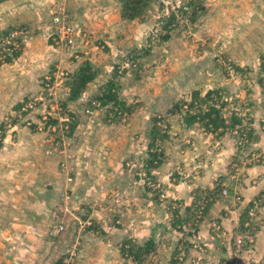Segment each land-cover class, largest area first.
I'll return each mask as SVG.
<instances>
[{"label":"rangeland","instance_id":"1","mask_svg":"<svg viewBox=\"0 0 264 264\" xmlns=\"http://www.w3.org/2000/svg\"><path fill=\"white\" fill-rule=\"evenodd\" d=\"M78 1L0 0V33H3L4 28L14 26L26 27L29 30L24 42L20 43L21 57L19 53L18 56L8 58L5 48L0 49V264H91L96 260L98 252H104L102 250L91 251L92 242L93 244L97 241L102 242L109 233L115 234L116 240H122L124 235L122 231H118L119 228L131 234L148 232V236H152L154 251L147 256V263L153 264L155 258L159 257L160 264H184L187 259L188 264H203L201 259H197L198 257L190 256L186 259L185 256L190 249L205 252V245L185 238L190 233H196L198 225L204 219L205 212L201 213L199 218L196 217V213L194 214L192 209H195L198 198L196 200L194 198L191 203L187 200L182 202L173 199L175 197L165 188V182L161 178L162 169H160V167L163 168V165L160 166L163 160L173 156V151L167 154L164 144L166 143V147L173 146L179 153L177 155L183 159L186 158L184 150L186 151L191 144L190 136L182 137L178 141L183 134L177 128L170 127V119L167 121L161 115L156 117L159 108H144V114H147V119L150 116V120L147 124H141V129L132 124L135 129L130 130L129 138L131 137L130 142L133 148L130 147L128 151L124 149L125 153L123 152L119 160L125 169H132L137 179L136 182H130L131 184L126 187L124 185L114 186L113 190L123 188L120 193L115 194L117 197H111L112 200L107 199L106 201L80 203L83 207L76 208L70 199L64 200L61 194L59 196L58 191L48 183L50 176L46 178L49 173L47 170H42L43 168L48 169L57 164L58 171H63L60 168L63 154L58 153L57 145L63 144L70 159H76L69 153L70 143H72L70 140L74 138L76 131L84 133L85 130H90L89 126H93L89 121L90 116L84 110L91 108L90 101L95 99L97 93L95 91L86 92L89 94L87 99L78 104L74 111L68 104L61 109L60 104L64 103L63 99L66 94V87L62 82L67 73L73 71L80 62L88 60L99 69L96 80H103V84L114 83L120 90L125 89L126 84L130 90V93L125 96L126 100H130L127 105L117 92L119 108H115L112 112L108 109L109 104L101 107L105 109L103 110L105 111L104 116L116 119L113 125L107 124L106 121V124L110 126L109 131L115 132V126L125 125L128 122L127 118L144 107L141 105L145 99L150 100L139 93H133L134 96H132V87L149 88L151 86L152 90L156 86L162 87L165 90L164 100H169L170 97L167 94H170L171 87L197 90L204 88L203 86L207 84L219 85L223 81L226 84L221 83L222 87L218 88L222 91L217 94L235 95L238 88L247 85L241 82L252 78L249 76V69L240 72L243 68H240L239 63L255 55L256 58L261 59L259 66H262L264 39L256 42L255 40L260 39V36H254L250 41L249 38L238 35L235 21L244 11L234 8V0H218L220 4L217 0H152L151 12L145 18L148 21L138 19V22L144 24L133 30V33L139 36L138 45L134 44L124 49L120 45L112 46L107 43L111 32V30L108 31V27H97L93 24L102 19L103 15L99 12L101 7L109 9L113 4L112 10L115 3V6H119L120 12V2L118 0H82L78 3ZM32 3L34 7L31 8ZM53 4L62 6L69 14V19L82 30L79 34H75L77 36L73 46H66L50 31L45 30L49 23L47 7ZM172 5L175 11L170 8ZM182 6H186L187 10ZM17 9L20 16L18 23H20L13 26L11 12L18 13ZM90 9L97 11L95 17H89ZM172 15H174L172 22L175 23L163 27ZM186 18L188 22L185 23L183 20ZM157 22L158 26L155 24ZM146 23L147 26H145ZM78 24L82 27L80 28ZM2 25L5 27L1 28ZM118 30L114 29V35ZM121 30L122 27L119 34H122ZM83 32H85L84 36ZM34 34L43 36L41 41L34 38L35 42L33 40L31 43L30 41L25 43ZM123 36L126 35L123 34ZM220 36L226 40H213L214 37L220 39ZM144 40L146 43L142 45ZM23 43L26 45H24L25 48H22ZM72 53H77L79 57L75 59ZM124 57L133 61L137 60L138 66L135 69H126L123 73H118L119 62ZM222 62L234 67L235 76L232 78L227 76ZM244 67L246 68L247 65ZM158 68L163 74L160 78L155 73ZM102 71H106L105 77L101 76ZM43 77L45 87L41 85ZM90 86L89 83L86 88L89 90ZM203 92L205 93V90ZM39 94H42L44 100L32 110L17 116L18 104ZM209 95L215 99L213 101L216 104L215 91L213 95L210 93ZM17 96L20 100L14 101V97ZM186 97L180 95L179 100L186 101ZM54 104H58L60 109L51 110L50 106ZM187 104V102L180 104L184 113L188 108ZM47 114L50 115V119L44 118ZM92 118L95 119L93 116ZM154 126L157 127V132L154 131L156 132L155 139L150 137ZM229 133L231 134L230 130ZM233 137L238 148V135L233 134ZM246 137L249 140V137ZM117 143L120 145L119 142ZM248 145L244 146L247 152L250 151ZM156 154H158L157 157ZM129 160L131 164L126 165ZM150 160L154 165L159 163L160 167L148 166ZM230 163L227 173L222 175L221 180L218 179L220 187L223 185L227 194L235 189L236 182L243 178L240 171L236 174L232 172ZM71 170L74 172V169ZM154 171L161 173V176L157 177ZM173 177L172 175L169 178ZM146 178L152 183L158 182L160 189H151ZM65 180L69 182L66 178ZM134 192L136 193L134 197L138 195L139 198V202L137 199L135 204L129 196L134 195ZM35 202L39 205L36 209L32 207ZM125 202L128 203L127 206ZM64 206L68 208L67 212L71 210L70 207L74 208L73 211H77L79 218L89 222L83 227L86 231L91 227L93 229L92 233L89 232V237L84 239L82 246L80 244L83 228L79 227L78 220L75 219L77 216L73 217L72 214H68V217L63 218L59 214V212H64ZM126 207H132V210L139 208L129 222H125V218L132 211L126 212ZM43 208L44 212L49 209L50 215H36ZM182 214L186 215L185 219ZM173 218L175 226L172 225ZM208 223L209 231L216 239L230 240L229 257H232L233 237L237 233V228L233 229L231 236H228L221 220L212 218ZM60 225L64 228L59 231ZM95 231L97 234H94ZM138 240L136 239L135 242H144V240ZM253 249L254 245L248 252L256 257ZM180 252L185 255L181 261L177 259ZM99 258L103 259L102 255ZM225 260L229 259L224 258ZM130 264H132L131 260Z\"/></svg>","mask_w":264,"mask_h":264},{"label":"crops","instance_id":"2","mask_svg":"<svg viewBox=\"0 0 264 264\" xmlns=\"http://www.w3.org/2000/svg\"><path fill=\"white\" fill-rule=\"evenodd\" d=\"M218 1V0H217ZM71 2V1H70ZM69 2V3H70ZM82 2V0H79L78 3ZM220 4V2L218 1ZM84 4V3H82ZM218 4V5H219ZM117 5V4H116ZM235 9H240L241 11H244L241 16L237 18L236 22V31L239 33V36L247 37L252 40L254 36H260V39H256V42L263 41L264 37V0H234L233 2ZM31 8L34 7L33 3L30 4ZM109 7H101L99 9L100 13L103 15L102 19L99 21H96L95 24L97 27H108V31L111 30L110 35H108V44L112 46H122L124 49L129 46L138 45L139 43V36H136V34L133 33V30L137 28V26H141V24L138 22L139 20H131V21H125L120 20L119 18V6H115L114 3V9ZM221 9V8H220ZM91 10V9H90ZM18 12V9H17ZM96 10L92 9L91 14H89V17H93L96 14ZM12 14V21L11 24L18 25V13ZM95 17V16H94ZM148 21V20H147ZM144 21V22H147ZM91 23L90 21H88ZM77 23V22H76ZM9 24V23H8ZM157 26L159 25L158 22L155 23ZM79 25V24H78ZM148 24L146 23L145 26ZM3 26V25H2ZM1 28H4L3 26ZM8 27V26H7ZM81 28L82 26L79 25ZM122 27V34H119L120 28ZM119 29L117 34L114 35L115 31L114 29ZM126 28V29H125ZM156 29V27H154ZM6 29V28H4ZM225 29V28H223ZM220 31V30H219ZM126 35V36H123ZM98 37V35H97ZM221 37V36H220ZM34 38H37V41H41V38L43 36L34 34L31 36L30 40L25 41L30 43L34 40ZM46 38V37H44ZM49 39V38H46ZM213 39V38H212ZM216 41H225L226 39H222V37L219 39V37H214L213 40ZM43 41V40H42ZM24 42V41H23ZM35 42V40H34ZM33 42V43H34ZM25 43H23V47L25 48ZM142 42L141 44L143 45ZM25 45V46H24ZM20 57H21V52ZM18 53V55H19ZM17 55V56H18ZM260 55V54H259ZM262 57H264L262 55ZM261 59L256 58L255 55L250 56V58L244 59L242 62L239 63L240 68L242 69L240 72L244 70H250V75L252 78L245 79L244 82H241L242 84L247 83V85H244L240 88L234 91H236V94L233 96L236 97H244L246 101L251 106L250 111V120L244 121L239 116L236 115V110H239V104L236 102L233 103H225L223 104L219 110L222 119H223V126H219L217 128H213V126L208 125V127L205 126V122L208 120V118H199L197 116L196 119L192 120L190 123L186 122L184 120L185 113L181 111H178L177 107H180V104L183 102L190 103L192 99L193 93L197 92L199 95L203 96L204 94H207V92H210L211 95H213V92L216 93L222 91V89L218 88L221 86V83L226 84V82H221L219 85H213V84H207V86H203L204 88L194 90H188L186 89H180V88H170V94H167L169 96V100H164L163 92L165 91L162 87L156 86L153 90L151 89V86L149 88H141V87H132V96H134L133 93H139L143 95L145 98H150V100L145 99L144 103H142L141 106H144L141 110L136 111L132 114L131 117L127 118L128 122L125 125L115 126L114 130L115 132H110L109 125H113L114 122H116L115 118L114 120L111 118H107L104 116L105 110L104 108H100L99 110H95L92 113V116L95 118H92L91 126H89L90 130H85L84 133L77 132L75 133V136L72 140H70V148L69 153L74 156L76 159H70V157L67 159V167H70V169H74V172L71 170V174H74V180L66 182L65 180V174L66 169L62 172L58 171V168L56 166H50V168L46 169L43 168L42 170L48 171V175L50 182L49 184L52 185L53 188H55L58 191V194L60 196L61 191L70 189V200L73 202V205H76L77 207H83L80 203H92V201H106L107 199H111L115 196V194H118L122 191L121 190H113L112 188L114 186H120L124 185V187L130 185L134 182H136L137 177L134 176L132 173V169L127 170L124 168L122 164H120V157L125 153L124 149L130 150V147L133 148V145L131 144L130 140L131 136L130 130L134 131L135 127H132V124H135L138 126V129H141V124H147L148 120L145 113L144 108H159L157 110L156 117L163 116L167 121L170 119V127L177 128L178 131H180L183 135L178 139L181 140L182 137L190 136L191 144L189 145V148H186V151L184 150L186 158L181 159L178 153V151L173 146L166 147V143L164 144V149L166 148L167 154L169 151H173L171 157L168 159H164L163 162L160 164L163 165V168L160 167L161 172L163 173L161 176V173L158 171H154V174L159 177L161 176L162 180L165 182V188H167L169 193L175 197L173 199H177L178 201L184 202L185 200L188 201V203H191L193 199L195 200L197 198H201L203 196H211L212 193H217L218 195H215V198L212 202L208 203L207 206L204 208L205 210V216L202 220L201 224H199V228L196 231V233H190L188 235L187 240H190L192 242H199L202 245H205V252H197L194 249H190L187 252V255L185 256L186 259L190 256L198 257L197 259H201L203 264H223L224 258H230V240H218L216 239L212 233L209 231V221L212 218H217L221 220L222 225L225 227V229L228 232V236H231L233 233V229L240 226V223L242 221V218L245 216L246 208L248 207L249 202L255 198L260 192H264V166L263 165H255L248 168H245L244 172L247 175H249V178H256L257 184L252 185L249 182L248 178H242L240 181L236 182V187L233 189L230 193L226 194L225 196L221 195L220 191L218 193L217 188L218 179L221 180L222 175L226 174L228 171V165L231 160H233L237 154V146L235 138L233 137V134L231 135L229 133L228 124L230 126L240 125L247 130V134L249 137V145L248 148L255 149V150H264V80L261 77L262 72L264 71V63L262 66H259V61ZM247 65L245 68L244 66ZM156 68V66H155ZM160 68L155 70L156 75H158V78L162 76L163 74L160 72ZM106 71L101 72V76H106ZM106 74V75H105ZM248 76H246L247 78ZM156 77H154L155 79ZM103 79V78H102ZM90 82L91 86L89 87V90L86 88V91L82 95V97L77 100L76 102L68 103V106L72 107V110L74 111L78 104L82 103L85 99H87V93L94 92L97 93V95L101 92L102 89H104V86L106 84H103V80H96ZM243 80V79H242ZM230 87V86H229ZM127 85L125 84V89H117L118 94L120 95L122 101L124 104L127 105V103L130 100H126L125 96H127L130 92L128 90ZM167 91L168 88H166ZM205 90V93L203 92ZM26 90V89H24ZM207 90V91H206ZM225 90L227 91V87L225 86ZM121 91V92H120ZM144 91V92H143ZM87 92V93H86ZM232 93V92H229ZM184 95L187 96L185 99L186 101L179 100V96ZM206 96V95H205ZM124 99V100H123ZM20 100V98L14 97V101ZM209 101V102H208ZM146 102V103H145ZM174 102V103H173ZM220 101H218L219 103ZM194 103V102H193ZM198 112L204 111L207 109L208 106L216 107L217 105L213 100L208 99L206 103H200L197 104ZM241 108V107H240ZM173 109V110H172ZM172 110V111H171ZM176 111V112H175ZM197 110H193L191 114L195 115V112ZM186 112V111H185ZM98 114V118H96V115ZM106 118V119H105ZM157 119V118H156ZM155 121L157 122V120ZM106 121L108 122L106 124ZM118 121V120H117ZM236 124L232 125L231 122H237ZM131 126V128H130ZM77 127V125H76ZM83 127V126H82ZM128 137V138H127ZM170 137V136H168ZM119 142L120 145L117 143ZM169 142V141H168ZM126 146V147H125ZM169 148V149H168ZM173 148V150L171 149ZM145 149V148H144ZM249 149V150H250ZM165 151V150H164ZM124 152V153H123ZM166 154V156H167ZM178 154V155H177ZM57 155V154H56ZM58 156V155H57ZM70 156V155H69ZM79 160L80 162H78ZM75 162V165L73 166ZM77 163V164H76ZM157 170V167H155ZM170 176H174L172 179H170ZM245 177V176H244ZM179 179V180H178ZM140 181L138 180V183ZM167 185V187H166ZM70 186V188L67 189V187ZM62 187V188H61ZM64 187V188H63ZM66 187V188H65ZM133 187V186H132ZM131 187V188H132ZM113 190V191H112ZM119 191V192H118ZM134 195H129L133 199V204H135V200L139 202L138 195L135 198L134 196L136 193H133ZM236 195L241 196L242 203H239L235 199ZM112 197V198H111ZM134 197V198H133ZM63 200V199H62ZM63 202H65L63 200ZM127 203V202H125ZM187 203V205H188ZM126 206L128 205L125 204ZM39 205H37V202L33 203L32 207L36 209ZM116 206V205H115ZM64 212L59 214L65 218L68 217V214H72L73 217L77 216L78 213L76 210L73 211L74 208H69V212H67L68 208L64 206L63 208ZM139 208L136 207L132 210V207L125 208L126 212H129L130 210L132 213L126 216L125 222H129L133 215H136V211ZM67 210V211H66ZM186 210V209H185ZM43 212V213H42ZM49 209L44 212V208L42 211H40L38 214H49ZM96 213V212H95ZM204 213V212H203ZM177 216V214H176ZM184 216V219L186 218V215L182 214V217ZM96 217V216H95ZM79 222L84 221V219H81L77 216L75 218ZM81 219V220H79ZM173 220V226H175L176 223H174ZM92 225V223H91ZM90 225V226H91ZM257 231H256V241L254 244L253 254L256 257H263L264 258V205L259 210V216L257 221ZM115 229V228H114ZM120 229V228H119ZM123 233V239L118 241L115 239V234H107L106 238L102 241L93 244L91 246V251L98 252L100 250L104 251L103 253H97L96 260L94 262L92 261L91 264H122L123 257L120 253V246L124 242V240L128 241H136V239H139L138 241H145L148 238H151L152 236H148V232H140V233H129L128 231L125 232V229L119 230ZM78 230H80L78 228ZM113 230V229H112ZM111 230V231H112ZM117 230V229H116ZM86 233H85V232ZM89 232H93L92 227L89 230H85L83 228V235L81 236V244L82 246L84 239L89 237ZM118 233V232H117ZM116 233V234H117ZM94 234H97V231L94 232ZM101 234H103L101 232ZM111 234V235H110ZM136 237V238H134ZM139 237V238H138ZM86 240V239H85ZM116 240V241H114ZM95 241V240H94ZM102 255L103 259H100L99 256ZM250 258L249 252L244 251L241 255L240 264H248V259ZM148 261V260H147ZM151 264V262H149ZM153 264H160V258H155V263ZM184 264H188V259L184 261Z\"/></svg>","mask_w":264,"mask_h":264},{"label":"built area","instance_id":"3","mask_svg":"<svg viewBox=\"0 0 264 264\" xmlns=\"http://www.w3.org/2000/svg\"><path fill=\"white\" fill-rule=\"evenodd\" d=\"M183 9L186 8V6H182ZM172 10L175 11L173 8V5L170 6ZM187 10V8H186ZM47 15L49 23L45 30L50 31L53 36L57 39L63 42L66 46H73V43L75 41V38L77 35L82 32L81 29L75 26L74 22H72L69 19V14L65 11V9L60 6L59 4L57 6L50 5L47 7ZM178 17V15H176ZM185 23L188 22V19L183 20ZM29 33L28 28L26 27H20L18 29H13L9 31L7 34H4L3 36H0V49L2 50L5 48L6 50H9V48H20L21 41L23 42L25 39V35ZM82 35H85V32L82 33ZM74 55V58L77 59L79 55L77 53H72ZM223 67L225 68L226 74L229 78H232L235 76V69L230 64H227L226 62H222ZM138 66L137 60H131L128 57H124L120 60L118 65V73H123L126 69H135ZM62 74H66V72H62ZM262 79L264 80V71L261 74ZM218 101H223L225 103H233L236 102L239 104V110H236V115L239 116L242 120L248 121L250 120V111L251 106L246 101L245 96L244 97H236L233 95L226 96L224 94H217ZM44 100L42 97V94H39L35 97H32L28 99L27 101H24L22 105L19 108V111L17 113V116H21V113L23 111H30L32 110L37 103H40ZM90 104L92 105L91 108H85L84 112L90 116V122H92V113L95 110L100 109L101 107H106V105H101L99 100L94 99L90 101ZM53 106V107H51ZM51 110H58L59 105L54 104L51 105ZM241 107V108H240ZM29 109V110H28ZM48 115V114H47ZM47 116H44L46 118ZM67 128V127H66ZM232 134L238 135L237 145H238V151L236 154V158L233 159V161L230 163V168L232 169L233 173H237L238 171L241 172V175L244 178H248L249 182L252 185L257 184L256 178H249V175L246 176L244 170L245 168L255 166V165H264V150H255L250 149V151H245V144H249V140H247L248 134L246 128L236 125L233 127H229ZM63 144L57 145V151L59 154L62 155V159L60 160V168L62 170L66 169L65 178L68 181H71L73 179V174H71L70 167H67V159L70 157L67 154V151L65 150ZM131 161L129 160L126 162V165H130ZM142 167V166H140ZM230 169V170H231ZM143 176H145V173L142 172ZM245 176V177H244ZM147 179V184L151 186V189H160L159 183H152L150 182V179ZM240 181V180H239ZM218 187L220 188L221 195L225 196L227 194L226 189L218 183ZM61 196L64 198V200L69 199L70 194L68 190L61 191ZM162 197H164L162 193ZM215 195L211 196H204L201 198H198L197 204L195 205L194 214L196 213V217L199 218L200 214L203 213L202 211L207 206V204L213 200ZM235 199L239 201V203H242V198L239 195H236ZM264 205V192H260L255 198H253L246 208L245 216L242 218V221L240 223V226L237 227V233H235L233 237V243H232V257L229 258V260H225L223 264H240V258L244 251H250L253 245L256 241V231H257V221L259 216V210ZM196 221V220H195ZM89 224L88 221H81L79 222V227L83 228L84 225ZM63 225H60L58 227V230H63ZM185 255H183L182 252L178 254L177 259L182 260ZM250 258L248 259V264H264V258L260 257H254L249 252Z\"/></svg>","mask_w":264,"mask_h":264},{"label":"trees","instance_id":"4","mask_svg":"<svg viewBox=\"0 0 264 264\" xmlns=\"http://www.w3.org/2000/svg\"><path fill=\"white\" fill-rule=\"evenodd\" d=\"M118 1L120 2V7H121L119 12L121 20L131 21V20L139 19L141 21H147L145 18L149 15V12H151L150 6L152 5V0H118ZM172 20H174V15H172L169 19H167L168 22H165V24H163V27H166L168 25H173L172 23L175 22L174 21L172 22ZM18 28L20 27L19 26H14L12 28L8 27L3 31V33L7 34L9 31ZM3 33L2 34L0 33V36H3ZM5 51H7L5 52L7 54V57L11 58L13 56H17L20 49L9 48V50L5 49ZM98 73H99V69L88 60H84L80 62L73 71L67 73L66 76H64L65 80L62 82L64 87H66V94L63 99L64 103L60 104L61 109L65 108L66 104L68 103L76 102L84 94L87 85L95 79ZM41 85L42 86L44 85V87L46 85L44 77L41 80ZM209 93L210 92H207V94H205L206 96L205 95L201 96L197 92L193 93L191 102L187 104L188 108L185 112L186 116L184 120L187 123L188 122L190 123L192 120L196 119L197 116H199V118L201 119L208 118V120L205 122L206 127H208V125H211L215 129L219 126H223V119L219 110L222 108L221 106L225 104V102L220 101L218 103V99H217L218 97L216 92H215L217 99L216 103L218 105L216 104L217 105L216 107L208 106L207 109H205L204 111L198 112V107L195 102H197V104L200 103L204 104L208 99L215 101L214 98L210 97ZM116 97H117V87L114 85V83L108 82V84L104 86V89H102L101 92L98 95H96V97L94 98L99 100L101 105L109 104L110 108L108 109L113 112V110L117 107L119 108L120 105ZM21 105L22 103L18 104V108H20ZM38 105L39 103L36 104V106ZM177 109L178 111L183 110L182 107L179 106L177 107ZM192 109L197 110L195 112V115L191 114L193 111ZM24 112L26 111H23L22 113ZM47 118L50 119V115H47ZM236 123H238V121L235 123L231 122L232 125ZM229 127L232 126L228 124V128ZM71 128H73V126H71ZM155 130L157 132V127L154 126L151 130L152 133L150 135V137L153 139H155V133H156L154 132ZM158 154H156L155 156L157 157ZM157 164L159 163H156V165H154L152 160L148 161V166L150 167L157 166ZM216 188L219 193L220 191L219 187ZM211 195L217 196L218 194L212 193ZM205 210L206 209H204L202 212H205ZM153 246L154 244L151 238H148L144 242H140V243L131 240L130 241L124 240V242L120 246V252L123 256L122 264H130V260L132 261V264H149V262L148 263L146 262V258L149 254H151L154 251Z\"/></svg>","mask_w":264,"mask_h":264}]
</instances>
